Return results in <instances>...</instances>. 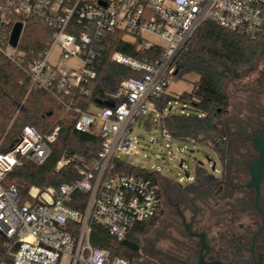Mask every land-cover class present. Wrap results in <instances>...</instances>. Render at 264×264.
<instances>
[{"label":"built area","instance_id":"2783aa9c","mask_svg":"<svg viewBox=\"0 0 264 264\" xmlns=\"http://www.w3.org/2000/svg\"><path fill=\"white\" fill-rule=\"evenodd\" d=\"M15 17H29L52 29L47 49L25 68L32 89L74 112L78 130L88 132L98 123L102 141L96 156L78 168L75 182L56 191L32 187L24 201L16 186L5 182L6 176L23 161L42 165L59 127L40 134L23 126L10 149L0 150V236L4 240L0 264H129L124 257L92 246L90 235L96 224L121 242L135 224L152 220L159 210L156 182L116 167L119 156L135 146L133 127L148 115L156 120L163 117L153 104L168 94L175 58L203 22L255 38L264 31V0H4L0 51L21 66L18 43L14 48L9 45L14 23L23 26L22 21L11 22ZM116 31L138 49H149L153 58L112 52L109 61L130 68L135 76L119 82L117 107L91 105L84 110L80 101L95 88L103 40ZM55 45L59 53L52 65L49 55ZM69 59L81 64L73 82L56 68ZM68 162L57 161L55 171ZM78 193L85 195L80 208L72 206Z\"/></svg>","mask_w":264,"mask_h":264},{"label":"trees","instance_id":"16d2710c","mask_svg":"<svg viewBox=\"0 0 264 264\" xmlns=\"http://www.w3.org/2000/svg\"><path fill=\"white\" fill-rule=\"evenodd\" d=\"M4 0H0V3ZM23 22L17 52L22 58L21 66L16 65L0 51V150L7 151L16 141L23 126H31L44 134L58 126L55 141L50 145V153L42 165L23 161L7 174L5 182L16 186L21 200L27 197L32 187L43 191L58 190L62 185L75 182L78 168L90 162L100 150L101 135L98 123L88 132L76 128V115L66 111L52 96H35L25 68L32 60L38 59L47 49V39L52 29L29 17H15ZM249 38L234 31L205 21L192 34L186 46L174 61L175 72L172 81L183 80L190 84V90L177 96L165 94L153 104L155 112L164 114L155 121L161 131H165L175 144H197L208 146L219 138L218 121L227 113L229 98L224 86L230 81H238L241 74L251 70L260 54V37ZM7 35V31H5ZM142 58L149 57V49H138L135 42L124 39L121 31L110 33L102 43L100 62L96 70L95 88L86 98H81L80 106L87 110L117 107L121 99L115 97L119 82L135 76L130 68L109 61L112 52ZM148 59V60H149ZM171 102L182 104L181 111L172 109ZM170 108V110H168ZM152 115L144 124L148 125ZM64 159L67 164L55 171L56 162ZM118 171L136 176L156 178L149 171L137 166L117 161ZM73 207L82 206L85 195L76 194ZM152 220L135 224L127 239L136 241L145 233ZM90 243L92 246L107 249L113 256L127 258L126 247L114 240L107 231L93 224ZM4 240L0 236V256L4 252Z\"/></svg>","mask_w":264,"mask_h":264},{"label":"flooded vegetation","instance_id":"af4514ba","mask_svg":"<svg viewBox=\"0 0 264 264\" xmlns=\"http://www.w3.org/2000/svg\"><path fill=\"white\" fill-rule=\"evenodd\" d=\"M233 97L208 168L197 162L190 176L180 160L184 184L156 172L159 210L130 240L137 249L126 247L129 264H264V153L253 142L264 129V74Z\"/></svg>","mask_w":264,"mask_h":264},{"label":"rangeland","instance_id":"374dc122","mask_svg":"<svg viewBox=\"0 0 264 264\" xmlns=\"http://www.w3.org/2000/svg\"><path fill=\"white\" fill-rule=\"evenodd\" d=\"M22 34V32H21ZM261 54L251 70H246L241 74L238 81H230L225 84L224 89L229 98L228 113L233 111L235 89L241 87L243 84L252 81L257 75L264 74V33L260 37ZM59 53V46L55 45L50 51L49 62L52 65L57 63V55ZM57 70L66 76L70 81H75L77 72L81 68V64L76 59H69L63 65L57 64ZM190 90V84L177 80L172 81L168 88V93L177 96L183 91ZM43 94L35 93V96ZM233 101V103H232ZM172 109L181 111L182 104L179 102H171ZM155 117H152L150 123L145 125L144 122L139 121L132 130L131 136L134 137L135 146L126 154L120 155L121 161L140 167L147 171H153L156 175L160 173L169 179L186 182L183 175V170L178 168L180 160L184 161V169L188 168L189 175H193V168L195 163H202L204 168H208L206 155L212 156L213 153L208 146L197 144H175L166 139L160 128L155 124ZM220 121V120H219ZM219 121L217 123H219ZM156 178V176H154Z\"/></svg>","mask_w":264,"mask_h":264},{"label":"water","instance_id":"95a60500","mask_svg":"<svg viewBox=\"0 0 264 264\" xmlns=\"http://www.w3.org/2000/svg\"><path fill=\"white\" fill-rule=\"evenodd\" d=\"M22 28H23V26L20 22L14 23V25L10 31V34H9V45L12 48L16 47V45L19 41L21 32H22ZM253 142L255 144V147L259 148L261 150V153H264V129H261L255 133L254 138H253ZM206 160L209 161L208 158H206ZM179 165H181V164H179ZM121 244L123 246L131 249V250H136L138 247L137 244L133 243L132 241H130L128 239L122 240Z\"/></svg>","mask_w":264,"mask_h":264}]
</instances>
